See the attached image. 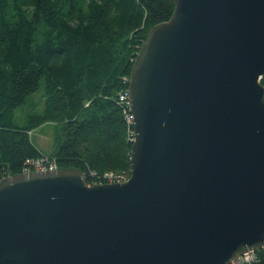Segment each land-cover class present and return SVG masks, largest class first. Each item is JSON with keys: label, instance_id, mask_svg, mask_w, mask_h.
Masks as SVG:
<instances>
[{"label": "water", "instance_id": "95a60500", "mask_svg": "<svg viewBox=\"0 0 264 264\" xmlns=\"http://www.w3.org/2000/svg\"><path fill=\"white\" fill-rule=\"evenodd\" d=\"M129 78L130 176L0 181V264H230L264 245V0H175Z\"/></svg>", "mask_w": 264, "mask_h": 264}, {"label": "trees", "instance_id": "16d2710c", "mask_svg": "<svg viewBox=\"0 0 264 264\" xmlns=\"http://www.w3.org/2000/svg\"><path fill=\"white\" fill-rule=\"evenodd\" d=\"M174 1L0 0V181L41 157L82 172L88 186L106 173L129 178L134 130L119 96ZM40 87L43 110L17 124L16 110ZM44 126L51 127L48 155L31 138Z\"/></svg>", "mask_w": 264, "mask_h": 264}, {"label": "built area", "instance_id": "2783aa9c", "mask_svg": "<svg viewBox=\"0 0 264 264\" xmlns=\"http://www.w3.org/2000/svg\"><path fill=\"white\" fill-rule=\"evenodd\" d=\"M119 101H121L122 105L128 106L129 108V99H128V91L125 93H122L119 96ZM133 115L131 114L129 110V121L133 123ZM134 138V136H132ZM57 165L56 163L51 160L49 157H41L36 160H29L26 162V165L23 169L24 173L29 172H50V171H57ZM123 174V173H121ZM118 177L114 178H103V177H97V182L95 184H118ZM263 256L264 257V245L259 250L250 251L248 253H245L241 256H239L236 260L231 262L230 264H251L254 262H257L259 258Z\"/></svg>", "mask_w": 264, "mask_h": 264}, {"label": "rangeland", "instance_id": "374dc122", "mask_svg": "<svg viewBox=\"0 0 264 264\" xmlns=\"http://www.w3.org/2000/svg\"><path fill=\"white\" fill-rule=\"evenodd\" d=\"M43 88L30 95L25 103L16 110L15 112V122L20 124L23 122V118L27 115L33 113H39L43 110ZM51 127L44 126L39 129L34 130L31 133V138L38 149L44 154L48 155L52 148V137H51Z\"/></svg>", "mask_w": 264, "mask_h": 264}, {"label": "bare ground", "instance_id": "6f19581e", "mask_svg": "<svg viewBox=\"0 0 264 264\" xmlns=\"http://www.w3.org/2000/svg\"><path fill=\"white\" fill-rule=\"evenodd\" d=\"M134 136V133H133ZM134 140V138H133ZM119 174H113V173H106L104 175H102L103 178H114V177H118ZM128 180V176L126 174H122L120 175V177L118 178V184L124 183Z\"/></svg>", "mask_w": 264, "mask_h": 264}]
</instances>
